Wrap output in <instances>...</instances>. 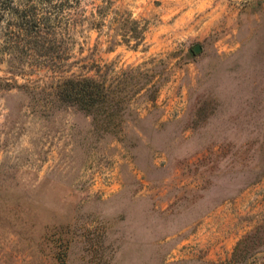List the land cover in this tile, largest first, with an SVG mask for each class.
<instances>
[{
	"label": "rangeland",
	"instance_id": "374dc122",
	"mask_svg": "<svg viewBox=\"0 0 264 264\" xmlns=\"http://www.w3.org/2000/svg\"><path fill=\"white\" fill-rule=\"evenodd\" d=\"M109 1L60 73L0 64V264H264V0Z\"/></svg>",
	"mask_w": 264,
	"mask_h": 264
},
{
	"label": "trees",
	"instance_id": "16d2710c",
	"mask_svg": "<svg viewBox=\"0 0 264 264\" xmlns=\"http://www.w3.org/2000/svg\"><path fill=\"white\" fill-rule=\"evenodd\" d=\"M84 1L0 0V64L7 62L9 71L16 75L32 67L60 73L67 60L68 29L81 22L95 25L94 14L103 15L109 10L110 1L102 0L87 17L81 8ZM1 88L13 89L8 82ZM54 89L60 102L91 115L110 103V89L93 78L59 79Z\"/></svg>",
	"mask_w": 264,
	"mask_h": 264
},
{
	"label": "water",
	"instance_id": "95a60500",
	"mask_svg": "<svg viewBox=\"0 0 264 264\" xmlns=\"http://www.w3.org/2000/svg\"><path fill=\"white\" fill-rule=\"evenodd\" d=\"M197 51H198V47H195V48H194V52H197Z\"/></svg>",
	"mask_w": 264,
	"mask_h": 264
}]
</instances>
